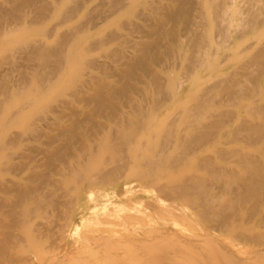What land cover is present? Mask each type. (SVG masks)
Listing matches in <instances>:
<instances>
[{"label": "bare ground", "instance_id": "1", "mask_svg": "<svg viewBox=\"0 0 264 264\" xmlns=\"http://www.w3.org/2000/svg\"><path fill=\"white\" fill-rule=\"evenodd\" d=\"M244 1L248 8L246 19L242 22L243 33L252 32L256 39H260L264 35V21L261 19L262 9L255 6L260 0ZM37 2L13 0L0 16L2 20L6 16L23 23L18 29H10L14 34L13 39L19 48L30 44L29 57L40 62L29 74L25 71L22 73L21 88L8 81H0V89L5 94V98L0 100V127L11 123L13 108L24 107L25 102L21 101L23 95L35 87L43 91L44 82L58 73L62 65H94L93 61H86L82 54L86 51L84 47L81 50L86 35L80 36L79 32H85L84 26L65 33L54 48L28 42L25 35L21 36L20 31L29 24L25 20L27 8ZM172 2L167 9L163 0L141 1L148 18L154 20L156 14L163 13L164 19L156 20L157 27L150 30V33L157 34L155 40L144 44L143 52L130 60L122 73L126 79L123 86L108 81L98 87L90 98L95 102V107L84 117L77 116L72 126L62 129L68 142L58 147L53 156L60 158L67 155L64 169L68 173L79 172L80 180L85 185L87 181L90 186L111 184L115 180H119V183L114 185H119L121 178L140 168L141 182L137 183V178H133L124 188L115 186L117 191L112 192V196L127 201L129 190L156 187L159 203L167 206L163 209L170 211L168 215L174 221L182 220L185 223L197 214L199 223L207 224L202 226L204 232L221 231L232 238L238 236L247 250L243 248L239 252H232L227 247L217 245L206 253L198 252L199 244L192 242L193 238L189 239L181 228H147L142 233L144 242L130 243L124 238L125 226L119 225L114 230L109 229L111 235L96 248L95 258H102V263L143 264L141 244L150 246L148 237L153 238L156 234L162 239L158 247L170 245L171 255L186 258V263L190 260L194 264H210L212 260L221 264H247L248 260V264H264V42L257 40L254 43L258 45L256 52L232 73H227L213 87L202 88L196 85L197 74L206 68H217V50H211L223 46L222 41L230 35L237 19V11L232 10L233 7L227 5L226 0ZM79 6L74 4L63 11L58 7L56 13L63 15L67 22L77 13ZM47 7L45 2H41L39 13L46 11ZM133 9L128 0H106L103 12L107 13L106 18L111 15L119 17L123 12L131 15ZM197 11L198 15L195 14ZM196 16L203 24L194 21ZM167 22L173 25L169 31L164 28ZM179 22L192 36V44L176 29ZM197 25H203L204 29L199 31ZM2 26L3 21L0 20V37ZM36 31L44 35L43 27H38ZM213 31L223 40L214 41ZM118 34L116 30L110 31L106 39L95 42V47L104 49L117 39ZM169 35L172 41L164 47L163 40ZM112 54H108L107 58L112 59ZM164 56L170 58L168 62L177 56L181 58L187 73L180 76L170 72L163 82L162 72L165 68L156 65L162 62ZM238 56L235 58L238 59ZM49 63L53 64L51 70L44 71ZM81 76V72L73 71L69 84ZM63 77L61 75L59 79ZM188 80L190 85L186 88L183 83ZM247 81L254 85H249ZM63 82L64 79H60L57 84L61 86ZM131 93L135 95L134 99ZM32 101L28 100V104ZM172 112H175L174 117L168 115ZM86 119L91 122V129L87 131ZM162 130L167 136L158 141L156 134ZM75 140L80 143V149L73 152L71 149ZM97 147L102 149L99 155L91 152L92 148ZM162 171H167V176L160 180L158 174ZM61 173L65 175L67 171ZM149 175L151 178L146 179ZM66 183L72 184L68 179ZM17 190L12 210L4 216L7 220V237L12 235L13 227L28 234L31 230L27 227L30 211L26 206L36 190L23 184H18ZM35 201L39 202V199ZM1 205L5 206V203ZM118 207L125 208V205L118 204ZM134 214L133 221H139L140 215ZM2 216L3 213H0V222ZM122 220L126 221L127 218ZM191 225L194 223L191 222ZM2 226L3 223H0ZM237 245L238 242H235L231 246ZM33 246L41 248L37 242ZM169 261L159 258L150 264H168ZM91 262L83 257L77 264Z\"/></svg>", "mask_w": 264, "mask_h": 264}, {"label": "rangeland", "instance_id": "2", "mask_svg": "<svg viewBox=\"0 0 264 264\" xmlns=\"http://www.w3.org/2000/svg\"><path fill=\"white\" fill-rule=\"evenodd\" d=\"M36 1L38 2L27 8L25 20L29 24L22 32L20 31L21 36L25 35L28 42L54 48L65 33L84 26L85 32H79L80 36L86 35V40L81 45V50L84 47L86 51L82 54L86 61H93L94 65L91 67H85L82 64L73 66L72 63L62 65L58 73H55L56 75L53 74L44 82L43 91L35 87L29 93H25L21 99L25 102L24 107L13 108L11 123L0 127V145L4 144L0 147V213H3L0 222L3 223L0 227V246H4L3 249L0 248V264H77L83 257H86V260H92L91 264H105L102 263V258H95L96 248L111 235L112 232L109 229L114 230L119 225L125 226L124 238H127L130 243L144 242L142 233L147 228H181L188 238H193H189L193 240L192 242L199 244L198 252L206 253L217 245L227 247V250L232 252H239L243 248L246 250L238 236L232 238L221 231L204 232L202 226L207 224H200L197 214L192 219H187L185 223L182 220L174 221L168 215L170 211L163 209L167 206L159 203L156 187L129 190L127 201L112 196V192L117 191L115 186L124 188L133 178H137V183H140V168H135L134 172L121 178L119 185H114L119 183V180H115L111 184L90 186L87 181L85 185L80 180L79 172L68 173V170L64 169L67 155L60 158L53 156L58 147L68 142V138L62 134V129L72 126L77 116L84 117L95 107V102L90 98L98 87L108 81L120 86L125 84L123 71L127 69L134 56L143 52L144 44L155 40L157 34L150 33V30L154 26L157 27L156 20L164 19L163 13L156 14L154 20L151 19L152 17L148 18L147 10L144 12L141 3L145 0H128V3L134 7L130 12L131 15L123 12L119 17L111 15L108 18L105 17L107 13L103 12L106 0ZM226 1H228L227 5L233 7L232 10L237 11L235 14L237 19L234 20L230 35L224 40L213 31L212 39L216 42L223 40V46L218 49L214 47L211 50L213 52L217 50L215 56L217 68H206L197 74L196 85L202 88L213 87L227 73H232L256 52L258 45L255 46L254 43L257 40L264 42V35L256 39L252 32L243 33L242 22L246 19L248 4L244 0ZM41 2H45L48 9L40 14L38 9ZM12 3L13 0H0V16ZM172 3V0H163L167 9ZM74 4L80 6L69 21H64L63 15L56 13V8L61 7L63 11ZM255 4L256 8L262 9L261 19L264 21V0ZM195 14L198 15V11ZM0 20L3 21L2 37H0V81H8L16 88H21L22 73L25 71L29 74L40 62L29 57L30 44L28 47L19 48L13 39L14 34L10 29H18L23 26V23L19 19L12 20L6 16ZM194 21L203 24L198 16ZM172 26V22H167L164 26L165 31H169ZM38 27H43L44 35L36 31ZM175 27L180 30L181 36L192 44V36L188 35L184 25L179 22ZM196 28L200 31L204 29V26L197 25ZM113 30L119 33L117 39L104 49L96 48L95 42L101 38L106 39ZM171 41L169 35L163 40V46L166 47ZM108 54H112L113 58H107ZM237 54H239L238 59L235 58ZM169 59L168 56H164L162 62L156 65L165 68L162 72L163 82L170 72L180 76L187 73L186 65L181 58L177 56L168 62ZM51 65L53 64L46 65L44 71L49 72ZM73 71L81 72L82 76L73 84H69L70 73ZM61 75L64 77L60 79H64V82L60 86L57 81L60 80ZM247 83L254 85L248 81ZM189 85L190 80L183 83L186 88ZM131 95L134 99L135 95L133 93ZM4 98L5 94L0 89V100ZM30 99L33 101L28 104ZM174 113L168 115L174 117ZM90 129L91 122L86 119V131ZM156 136L159 141L164 139L167 133L162 130ZM79 149L80 143L75 140L71 150L74 152ZM101 151L100 147L91 149V152L96 155H99ZM66 171L65 175L61 173ZM158 175L162 180V177L166 178L167 171H162ZM149 178L151 175L146 179ZM67 179L71 180V185L66 183ZM18 184L33 186L36 190L35 194L29 197L28 206H26L30 211L27 227L31 230L28 234L20 228L13 227L12 235L7 237L5 236L7 220L4 216L10 213L17 199ZM36 198L39 202L35 201ZM1 203H5V206ZM118 204H124L125 208L118 207ZM20 209L22 210L23 207ZM134 213L140 215L137 222L133 221ZM122 218L127 220L123 221ZM191 222L194 225H191ZM218 232L220 233L217 234ZM148 240L150 246H146V243L141 244L140 256H142L143 264L153 263L159 258L170 260L168 264H194L189 262L190 260L186 263V258L175 254L172 256L170 245L158 247L162 240L158 235H153V238L148 237ZM34 242L40 244L41 248H34ZM235 242H238L237 247H232L231 245ZM210 264L221 263L211 260Z\"/></svg>", "mask_w": 264, "mask_h": 264}]
</instances>
